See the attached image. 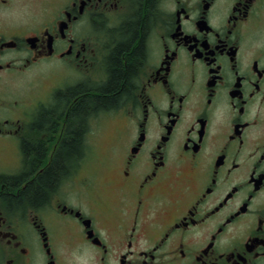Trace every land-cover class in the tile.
I'll return each mask as SVG.
<instances>
[{
	"label": "flooded vegetation",
	"instance_id": "obj_1",
	"mask_svg": "<svg viewBox=\"0 0 264 264\" xmlns=\"http://www.w3.org/2000/svg\"><path fill=\"white\" fill-rule=\"evenodd\" d=\"M40 1L41 17L0 11V264H264V0ZM135 23L142 58L103 106ZM39 64L44 92L7 94ZM107 121L109 154L87 164ZM57 158L44 198L18 200Z\"/></svg>",
	"mask_w": 264,
	"mask_h": 264
},
{
	"label": "trees",
	"instance_id": "obj_2",
	"mask_svg": "<svg viewBox=\"0 0 264 264\" xmlns=\"http://www.w3.org/2000/svg\"><path fill=\"white\" fill-rule=\"evenodd\" d=\"M128 41L123 43L119 48H117V53L112 56L113 62V69L111 71V79L105 85L104 91L102 94L97 98L99 104L105 106L110 105L118 101L121 95H123L130 86V79L131 75L134 74L137 70L139 61L143 55V47L142 43H139L137 47H135L132 51H130L131 45L137 40L139 34L137 32V24L129 25V33H128ZM129 47V48H127ZM123 51H129L126 57L127 60V67L124 68L120 59V54ZM88 106V103L81 102L78 105L77 111H81L82 108ZM76 138L67 143L66 146V155L68 157H72L73 155L78 154L79 151V137L76 135ZM25 148L27 151L32 150L34 147L30 144H25ZM37 158L34 160V166H37L41 163L43 155L45 153V149L43 145H38L35 147ZM64 164L62 158H57V161L50 167L48 170L45 171L44 174L39 176L38 182H34L28 184L26 186V190L21 193L17 199L20 200L23 196L28 195L29 193L34 194V199L40 201L45 196V191L47 188L53 187L56 182L58 175L63 171ZM31 191V192H30Z\"/></svg>",
	"mask_w": 264,
	"mask_h": 264
},
{
	"label": "rangeland",
	"instance_id": "obj_3",
	"mask_svg": "<svg viewBox=\"0 0 264 264\" xmlns=\"http://www.w3.org/2000/svg\"><path fill=\"white\" fill-rule=\"evenodd\" d=\"M43 2L40 0H12L10 5L1 9L0 11L5 13L6 18H26L33 15L39 16L42 14L43 10L40 9ZM54 76L48 64H39L38 66H33L27 69H23L10 76L7 80V94L11 97H19L22 100L29 99V102L34 94L40 91H45L47 86L53 81ZM111 133L112 125L111 122L107 121L103 124L101 129V134L97 138V145L95 146V156L96 158L89 160L94 164V162L103 161L109 154V149L111 146ZM93 146H91L92 149ZM5 162L8 163L9 155L5 157ZM108 171H103L102 177L107 176Z\"/></svg>",
	"mask_w": 264,
	"mask_h": 264
}]
</instances>
